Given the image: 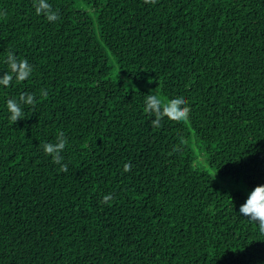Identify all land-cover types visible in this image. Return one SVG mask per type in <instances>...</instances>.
Returning <instances> with one entry per match:
<instances>
[{
  "label": "trees",
  "instance_id": "16d2710c",
  "mask_svg": "<svg viewBox=\"0 0 264 264\" xmlns=\"http://www.w3.org/2000/svg\"><path fill=\"white\" fill-rule=\"evenodd\" d=\"M48 2L56 22L0 0V76L8 51L33 67L0 85V264H264L239 213L264 185V0ZM148 94L190 118L154 128Z\"/></svg>",
  "mask_w": 264,
  "mask_h": 264
},
{
  "label": "clouds",
  "instance_id": "9594fccd",
  "mask_svg": "<svg viewBox=\"0 0 264 264\" xmlns=\"http://www.w3.org/2000/svg\"><path fill=\"white\" fill-rule=\"evenodd\" d=\"M144 2L155 4L156 0H144ZM33 7L38 16L43 15L49 22H56L59 19V12L53 10L48 0H33ZM6 63L8 71H4L3 75L0 76V85L2 86H10L14 79L17 82L25 81L33 72V67L29 61L18 58L12 51H8ZM41 94L46 96L47 92L42 89ZM23 104L35 106V93L23 92L18 101L14 98L7 100V109L10 113L9 120L12 123L16 124L23 116L21 107ZM145 105V113L149 114L150 117H155L151 121L154 128L161 126L164 117L177 122H183L190 118L191 108L183 96L164 100L157 94H148L145 97ZM66 145L67 138L63 132L57 134L55 142H46L41 145L44 153L52 158L53 163L60 166L58 169L60 172H67L68 170V165L63 163L64 157L62 155ZM131 170V163H125L123 171L130 172ZM113 198L112 194H106L101 203L108 204ZM239 213L257 223L260 232L264 233V185L256 186L251 191L246 202L240 206Z\"/></svg>",
  "mask_w": 264,
  "mask_h": 264
}]
</instances>
